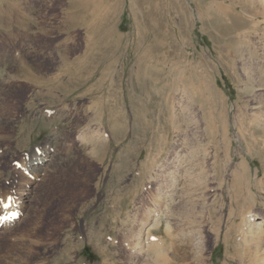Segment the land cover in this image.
<instances>
[{
	"label": "rangeland",
	"instance_id": "1",
	"mask_svg": "<svg viewBox=\"0 0 264 264\" xmlns=\"http://www.w3.org/2000/svg\"><path fill=\"white\" fill-rule=\"evenodd\" d=\"M0 195L5 264L264 257V0H0Z\"/></svg>",
	"mask_w": 264,
	"mask_h": 264
},
{
	"label": "bare ground",
	"instance_id": "2",
	"mask_svg": "<svg viewBox=\"0 0 264 264\" xmlns=\"http://www.w3.org/2000/svg\"><path fill=\"white\" fill-rule=\"evenodd\" d=\"M84 2V0H81V2ZM88 1V0H87ZM12 2V1H11ZM84 11H85V9H84ZM14 12H16V11H14ZM21 14H19L20 16L22 15V13H23V11H19ZM18 12V13H19ZM93 12V11H92ZM24 14V13H23ZM19 16V17H20ZM17 17H18V15H17ZM96 18V17H95ZM108 24V23H107ZM88 74H89V72H88ZM100 77V76H99ZM98 81V80H97ZM104 84V83H103ZM97 86H98V84H97ZM102 86V85H101ZM9 102V101H8ZM18 104V103H17ZM11 107H13V106H11ZM14 107H15V105H14ZM13 107V108H14ZM13 111V110H12ZM81 136V135H80ZM84 137H80L79 139L80 140H82ZM78 139V140H79ZM90 141V140H89ZM84 142V141H83ZM37 160V159H36ZM187 173V172H186ZM1 196V195H0ZM9 198H10V201L13 199V197L11 198L10 196H9ZM2 200H3V205H2V211L0 212V220H1V222L3 221V223H5L6 224V226H8V225H12L13 224V221H14V219H12V218H10L9 217V213L11 212V208L8 206V205H6L7 203L4 201V199L3 198H1ZM164 199V198H163ZM69 206V205H68ZM67 206V207H68ZM15 207H16V205H15ZM71 207V206H70ZM173 212V211H172ZM170 217H172V215L170 214L169 215ZM259 217V215H256V217ZM255 217V218H256ZM254 218V217H253ZM157 220L158 219H156L155 220V223L157 222ZM253 220V219H252ZM154 223V226L155 225H160L159 223H160V221H158V223L157 224H155ZM249 229H248V234H247V237H250L251 239H252V241H246L247 242V244L249 245L250 243H252L253 241H254V244L256 245V244H259V243H261L262 245H264V217L262 218V219H259V220H254L253 221V223H250L249 224V227H248ZM169 230V229H168ZM167 230V232L166 233H170L169 231ZM151 235L152 234H150L149 232L148 233H146V235H142V236H140L139 237V243H136V244H132L133 245V249L134 250H132V251H138L139 253H141V254H143V256H144V258H146V260H145V262H144V264H156L157 262H158V260L160 259L159 257H161V255H163L164 254V252H165V249L163 248V247H161V243H164L165 242V240H162V238H160L159 239V242L160 243H158V242H155L154 240L153 241H151L150 239H154V238H151ZM259 235H261V236H259ZM167 238L169 237L167 234L165 235ZM246 236V235H245ZM261 237V238H260ZM95 239V238H94ZM246 239H248V238H246L245 237V240ZM96 240V239H95ZM249 240V239H248ZM92 244H95V243H92ZM102 244V243H101ZM246 244V245H247ZM97 246L99 247V245H96L95 244V247L97 248ZM257 246V245H256ZM255 246V247H256ZM1 247V246H0ZM94 247V248H95ZM0 249H2V247L0 248ZM98 249V248H97ZM104 250H105V248H104ZM119 250V249H118ZM121 251V250H120ZM102 252V251H101ZM104 253V252H103ZM100 254V253H99ZM102 254V253H101ZM100 254V255H101ZM140 254V255H141ZM33 256V255H32ZM146 256V257H145ZM31 257V256H30ZM129 257H131V255L129 256ZM246 258V257H245ZM248 258H250V260H251V256L250 257H248ZM122 259V258H121ZM28 260H32V258H29ZM151 260V261H150ZM131 261V260H130ZM129 261V262H130ZM248 261V260H247ZM104 263V262H103ZM102 263V264H103ZM244 263V262H243ZM245 263H247V262H245ZM0 264H5V262L4 261H2V260H0ZM106 264V263H105ZM129 264V263H128ZM158 264V263H157ZM249 264H264V257L263 256H260L259 255V253H256V257H254L251 261H249Z\"/></svg>",
	"mask_w": 264,
	"mask_h": 264
}]
</instances>
